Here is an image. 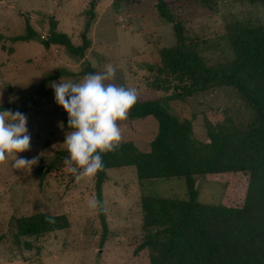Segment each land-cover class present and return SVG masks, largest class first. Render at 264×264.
I'll list each match as a JSON object with an SVG mask.
<instances>
[{"label": "rangeland", "instance_id": "374dc122", "mask_svg": "<svg viewBox=\"0 0 264 264\" xmlns=\"http://www.w3.org/2000/svg\"><path fill=\"white\" fill-rule=\"evenodd\" d=\"M92 1L95 17L85 57L97 72L111 64L112 83L146 89L150 73L146 62L151 53L176 42L174 23L159 14L154 0H0V103L27 116L30 147L18 156H38L31 171L13 169L12 156L0 161V264H150L147 249L137 250L144 236L142 195H188L185 178L153 179L140 185L135 166L128 165L107 170L102 185L103 205L90 208L88 200L97 199L94 175L80 181L67 175L41 178L39 167L65 149L61 143L69 132L63 128L67 114L54 102L50 82L59 78L79 81L87 63L70 55L62 45L47 48L38 39L12 37L25 33V20L29 18L40 38H46L54 19L59 31L80 43ZM168 1L174 17L183 24L187 41L193 42L209 63L226 62L234 56L224 37L228 22L235 18L264 22V5L260 3L219 0L217 8L211 10L196 0ZM170 92H159L163 105L181 119L189 118L195 136L203 141L208 139L205 123L210 116L221 121L228 117L241 128L254 117L231 86L196 92L184 100L170 98ZM10 95L16 97L12 103ZM117 123L121 138L133 139L141 150L150 147L157 133L153 115L128 118L127 114ZM246 182L247 174H228L221 180L199 175L195 183L197 198L203 203L219 204L233 190L231 201L238 200V188L243 189ZM37 211L66 213L70 226L37 240L31 238L32 248L28 249L24 242L15 241L14 217Z\"/></svg>", "mask_w": 264, "mask_h": 264}, {"label": "trees", "instance_id": "16d2710c", "mask_svg": "<svg viewBox=\"0 0 264 264\" xmlns=\"http://www.w3.org/2000/svg\"><path fill=\"white\" fill-rule=\"evenodd\" d=\"M154 1L159 14L174 23L176 42L151 53L146 62L150 72L146 89L135 88L137 99L128 110V118L153 115L157 133L148 151L140 150L131 138H120L112 151L102 154L104 166L94 174L97 200L102 206V185L109 168L135 166L140 185L153 179L183 177L188 188L185 198L153 193L141 197L144 236L137 250L147 249L150 264H264V22L239 18L228 22L224 37L234 56L226 62L209 63L193 42L187 41L183 24L171 12L170 2ZM196 1L211 10L219 3V0ZM242 1L264 5V0ZM94 7L92 1L80 43L59 31L54 19L46 38L41 39L26 18L25 33L12 39H38L47 48L51 44L62 45L70 55L86 60L82 74L97 72L85 57L91 46L88 32L95 17ZM2 37L0 33V43ZM220 86L233 87L254 117L241 128L228 117L221 121L210 116L205 123L206 141L195 136L189 118L181 119L166 108L159 94L171 91L170 98L184 100L196 92ZM2 105L11 109L9 104ZM66 121L67 117L63 128L71 131ZM66 155V149L60 150L52 161L40 166L41 178L73 177L63 164ZM228 174H247L243 189L238 188V200L231 201L233 190L219 204L198 200L197 176L221 180ZM103 224L106 232L105 218ZM14 225L15 241L24 242L31 249V238L37 240L63 231L70 226V220L66 213L37 211L14 217Z\"/></svg>", "mask_w": 264, "mask_h": 264}, {"label": "clouds", "instance_id": "9594fccd", "mask_svg": "<svg viewBox=\"0 0 264 264\" xmlns=\"http://www.w3.org/2000/svg\"><path fill=\"white\" fill-rule=\"evenodd\" d=\"M113 75V66L105 64L102 72L87 73L79 81L59 78L50 82L54 102L66 112L65 125L71 129L65 133L61 144L67 152L63 161L65 170L76 181L103 168L102 154L112 151L121 138L117 121L126 118L136 102L137 90L110 82ZM15 99L10 95L9 103ZM29 147L26 114L0 103V161L12 156L13 169L31 171L38 156H18ZM100 205L95 197L88 200L90 208Z\"/></svg>", "mask_w": 264, "mask_h": 264}, {"label": "crops", "instance_id": "0c3cea01", "mask_svg": "<svg viewBox=\"0 0 264 264\" xmlns=\"http://www.w3.org/2000/svg\"><path fill=\"white\" fill-rule=\"evenodd\" d=\"M141 150V149H140ZM144 151H148V150H150V147L149 148H145V149H143Z\"/></svg>", "mask_w": 264, "mask_h": 264}]
</instances>
